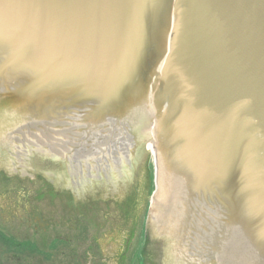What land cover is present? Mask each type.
<instances>
[{
    "label": "water",
    "instance_id": "95a60500",
    "mask_svg": "<svg viewBox=\"0 0 264 264\" xmlns=\"http://www.w3.org/2000/svg\"><path fill=\"white\" fill-rule=\"evenodd\" d=\"M153 161L156 264H264V0H0V172L140 206Z\"/></svg>",
    "mask_w": 264,
    "mask_h": 264
},
{
    "label": "rangeland",
    "instance_id": "374dc122",
    "mask_svg": "<svg viewBox=\"0 0 264 264\" xmlns=\"http://www.w3.org/2000/svg\"><path fill=\"white\" fill-rule=\"evenodd\" d=\"M153 175L154 164L149 196L140 206L93 204L92 208L89 205L77 206L76 199L71 197L75 192L55 194L49 187V178L28 179V182L27 179L0 174V264H51V261L55 264H156L147 252L151 227L145 223L154 189ZM42 188L47 189L46 193ZM17 197L22 198L20 203L24 207L31 203L33 197V207L41 216L37 221L40 226L32 227V232L27 234L24 230L29 229L23 225L29 223L28 217L20 220L19 225L12 219L7 221L10 217L6 207L11 203L17 205ZM62 208L77 210L81 214L79 219H86L88 224L80 228V223L72 225L68 224L69 220H57L55 217ZM35 234L43 236L40 235L37 242H30L28 239L35 238ZM78 235L81 240H78ZM70 237L74 243L68 239ZM54 238H64L69 242L55 250L62 251V255L51 256L47 252Z\"/></svg>",
    "mask_w": 264,
    "mask_h": 264
},
{
    "label": "flooded vegetation",
    "instance_id": "af4514ba",
    "mask_svg": "<svg viewBox=\"0 0 264 264\" xmlns=\"http://www.w3.org/2000/svg\"><path fill=\"white\" fill-rule=\"evenodd\" d=\"M60 163H62V162H60ZM62 166H63V164H62ZM95 166H97V165H95ZM83 171H85V170H83ZM94 172V171H93ZM0 174H6L5 172H0ZM94 174H96V172H94ZM97 175V174H96ZM98 176V175H97ZM100 176H103V178H105V176H104V173H101L100 174ZM2 177V176H1ZM25 177H27L28 178V176H25ZM24 177V175H22V174H20V176H19V179H22V178H25ZM93 178H94V176H92ZM96 179H97V181L95 182V184H97L98 185V183H100V180L102 179L101 177H95ZM100 178V179H99ZM24 180H26V179H24ZM27 181L29 182V180L27 179ZM102 181V180H101ZM19 182H20V180H19ZM39 182V181H38ZM24 182H22V184H23ZM40 184H41V182H39ZM38 183V184H39ZM42 183H44V182H42ZM29 188V187H28ZM41 188V187H40ZM42 190H44V193H46L45 191L47 190V189H45V188H42ZM33 192V191H32ZM53 192L55 193V192H58L57 190L56 191H54L53 190ZM56 194V193H55ZM58 195V194H57ZM73 196V198L74 199H76L75 198V194L74 193H72V195H71V197ZM18 198V203H17V205H15V204H13V203H11L10 205H8V207H6L7 208V212H8V215H9V219H7V221H10L11 219L13 220V221H16V222H18V225H19V221L20 220H24V218H26V217H28L29 218V223H24V227H26L27 229H29V230H24V231H26V234L27 233H30V232H32V227H35V226H40L39 225V220H38V217H41L40 215H38V213H37V211L34 209V207H33V204H32V198H31V203H29V204H27L26 205V207H24V205L22 204V203H20V201L22 200V198L21 197H17ZM14 207V208H13ZM12 208H13V210L14 211H12ZM17 212V213H16ZM78 216H81V214H79V213H77V210H64V208H62L60 211H58V214H57V217H55L57 220H62V221H66V220H69V223L68 224H71L72 223V225H75V224H79V227L81 228V227H83L84 225H86V224H88V221L85 219V220H83V221H81L80 219H79V217ZM14 217H16V218H14ZM38 221V222H37ZM85 221V222H84ZM42 222H43V220H42ZM59 224H62V222H59ZM83 232H84V234H85V229L83 230ZM40 235L41 234H35V238H33V239H28V240H30V242H37V241H39V240H37V238L38 237H40ZM28 237L27 238H29V234L27 235ZM41 236H43V235H41ZM78 237H79V235H78ZM146 239H147V236L145 237ZM56 239H58V240H62V241H64L65 243H67V244H69V242L68 241H66L64 238L63 239H61V238H56ZM68 239H70L72 242H73V238L72 237H70V238H68ZM41 240V239H40ZM78 240H81L80 239V237L78 238ZM74 243V242H73ZM47 252H48V254L50 253L51 254V256H53V255H58V254H60L62 251H55V250H53V251H50L49 250V245H48V247H47ZM24 252V251H23ZM30 252H32V251H30ZM34 252V251H33ZM61 255H62V253H61ZM119 257V256H118ZM51 264H55L54 263V261H51L50 262ZM133 264H134V262H133Z\"/></svg>",
    "mask_w": 264,
    "mask_h": 264
},
{
    "label": "trees",
    "instance_id": "16d2710c",
    "mask_svg": "<svg viewBox=\"0 0 264 264\" xmlns=\"http://www.w3.org/2000/svg\"><path fill=\"white\" fill-rule=\"evenodd\" d=\"M71 231V230H70ZM63 232V231H62ZM68 232V231H67ZM61 233V232H60ZM65 242L56 238L50 241L49 250H56L58 246L63 245ZM49 244V243H48Z\"/></svg>",
    "mask_w": 264,
    "mask_h": 264
},
{
    "label": "bare ground",
    "instance_id": "6f19581e",
    "mask_svg": "<svg viewBox=\"0 0 264 264\" xmlns=\"http://www.w3.org/2000/svg\"><path fill=\"white\" fill-rule=\"evenodd\" d=\"M156 161H153V164L155 163Z\"/></svg>",
    "mask_w": 264,
    "mask_h": 264
}]
</instances>
